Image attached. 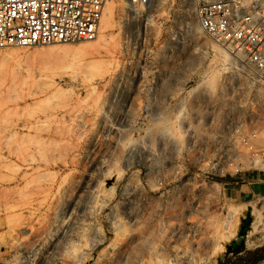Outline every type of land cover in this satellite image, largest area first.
<instances>
[{
  "label": "rangeland",
  "instance_id": "374dc122",
  "mask_svg": "<svg viewBox=\"0 0 264 264\" xmlns=\"http://www.w3.org/2000/svg\"><path fill=\"white\" fill-rule=\"evenodd\" d=\"M151 3L153 21L140 11L132 23L115 0L108 35L120 43L96 63L47 54L88 41L0 50V257L10 264H218L263 242L243 234L212 256L229 216L264 220V201L237 182L264 169V84L216 57L213 45L227 50L194 0ZM137 39L142 55L127 57ZM214 147L234 161L215 176L201 160Z\"/></svg>",
  "mask_w": 264,
  "mask_h": 264
},
{
  "label": "built area",
  "instance_id": "2783aa9c",
  "mask_svg": "<svg viewBox=\"0 0 264 264\" xmlns=\"http://www.w3.org/2000/svg\"><path fill=\"white\" fill-rule=\"evenodd\" d=\"M108 0H0V50L9 47L31 48L45 44L77 43L95 41ZM196 16L201 28L217 44L225 48L232 57L251 68L264 84V0H194ZM152 0H125L128 18L134 22L140 11L146 13V23L152 22L147 13ZM142 9V10H141ZM130 37V36H129ZM137 39L127 57H139L140 43ZM155 41L147 49L154 55ZM242 144L252 149L249 138ZM215 153L206 161L207 174L219 175L228 172L234 165L227 147H214ZM202 157V156H201ZM257 161L264 164V152L255 154ZM124 204L130 201L128 189L119 192ZM129 220L132 225L139 218ZM140 227L149 234L150 221L143 217Z\"/></svg>",
  "mask_w": 264,
  "mask_h": 264
},
{
  "label": "bare ground",
  "instance_id": "6f19581e",
  "mask_svg": "<svg viewBox=\"0 0 264 264\" xmlns=\"http://www.w3.org/2000/svg\"><path fill=\"white\" fill-rule=\"evenodd\" d=\"M107 10L104 12L103 26H101V35L99 33L98 38L95 43H86L82 44L79 47H53L47 50V54L55 56L57 58H72V60L77 61L81 66L86 58H90L93 63H96L102 59L103 51L107 50L108 46L118 45L120 43L119 37L113 38L108 35L109 28L113 26L115 22V0L107 1ZM101 23V24H102ZM196 31L201 30L198 26L193 28ZM213 52L216 57L225 65H233V59L231 54L223 50L217 45H213ZM1 56H7L0 53ZM199 85L198 87H201ZM153 143H149L148 147H152ZM255 164V161L254 163ZM132 220H136V216L131 217ZM247 238V242L251 241L250 238H256L259 236L257 243L264 241V220L261 215L259 216H248L245 218L236 217L234 215L229 216L228 221L226 222L225 229L220 234L215 249L212 253V256L217 255L225 251L226 246L232 242L235 238L240 237L241 235ZM146 239L145 241H147ZM255 245H258V244ZM211 256V257H212ZM0 264H10L5 258L0 257Z\"/></svg>",
  "mask_w": 264,
  "mask_h": 264
},
{
  "label": "crops",
  "instance_id": "0c3cea01",
  "mask_svg": "<svg viewBox=\"0 0 264 264\" xmlns=\"http://www.w3.org/2000/svg\"><path fill=\"white\" fill-rule=\"evenodd\" d=\"M237 182L245 192H250L264 201V169L245 172ZM218 264H264V241L247 252H228L220 257Z\"/></svg>",
  "mask_w": 264,
  "mask_h": 264
}]
</instances>
